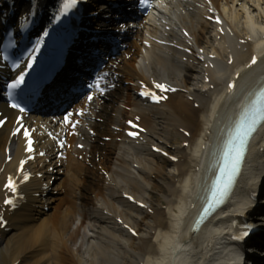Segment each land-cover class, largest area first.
Returning a JSON list of instances; mask_svg holds the SVG:
<instances>
[{
  "label": "bare ground",
  "instance_id": "1",
  "mask_svg": "<svg viewBox=\"0 0 264 264\" xmlns=\"http://www.w3.org/2000/svg\"><path fill=\"white\" fill-rule=\"evenodd\" d=\"M246 1L250 4H242L239 0H214L217 6L220 4L225 22L237 34L233 42L230 40L234 49L233 64H229L231 57L225 41L220 50L215 47L206 50L207 57L218 54L216 60L208 59L203 63L205 67L213 62L217 67L216 71L209 70L210 82H206L207 70H204L203 78L189 73V61L195 59L184 51L156 46L149 55L142 56L136 45L125 49L137 63L123 61L125 75L133 85L155 77L188 92L173 95L163 108L137 106L133 90L129 96L117 98L112 93L103 99L98 117L105 124L97 123L99 136L110 135L113 143L100 144L98 149L87 153L94 167L105 168L109 178L99 174L100 188L94 184V174L83 179L87 172L81 169V162H69L67 171L74 181V186H70L74 198L81 197L80 186L90 180L92 183L81 189L84 194L92 189L95 196H86L88 200L84 203L69 198L67 205L70 206L65 209L61 208L63 202H59L58 207L43 218L36 217V223L22 226L16 238L6 237L0 246V264L17 261V264H225L233 256L236 247L230 242V227L239 215L249 213L248 194L264 172L263 158H260L264 153V131L256 140L259 145L253 146L227 210L197 236L192 233V219L198 210L197 196L203 188L206 157L212 148L216 149L214 143L235 110L233 99L226 98L223 93L233 73L241 71V65L251 60L256 49L264 55V0ZM187 4L183 0H169V9L162 12L160 21L146 23L145 30L152 32L151 37L161 31L164 36L185 43V38L178 32V28L184 26L193 36V47L202 42L211 46L213 36L209 29L212 24L206 19L209 11L201 8L194 14H183L179 7ZM164 20L167 21L165 25ZM162 26H170L171 31L166 32ZM133 33L137 34V30ZM218 36L215 28L214 38L218 39ZM151 37L146 40L152 42ZM241 37L246 41L238 49ZM223 39L227 41L228 38L224 36ZM185 57L188 62L184 61ZM261 66L264 67V58L256 68ZM248 75L241 76L239 90L248 85L252 90L264 77L260 73L251 80ZM195 103L200 107L195 108ZM134 115L143 118L149 131V143L166 148L178 157V161L163 159L146 144L116 142L118 136L112 126ZM182 130H188L190 137ZM6 140V134L0 133V167ZM172 141L174 144L170 145ZM14 152L19 155L16 147ZM94 155L96 158L91 157ZM163 163H168L170 169ZM124 192L136 195L147 207L143 209L130 204L124 199ZM99 204L104 207L101 212ZM119 218L123 219L122 224ZM256 218L264 221V215ZM126 225L135 229L137 236L132 235Z\"/></svg>",
  "mask_w": 264,
  "mask_h": 264
},
{
  "label": "snow or ice",
  "instance_id": "2",
  "mask_svg": "<svg viewBox=\"0 0 264 264\" xmlns=\"http://www.w3.org/2000/svg\"><path fill=\"white\" fill-rule=\"evenodd\" d=\"M140 4H143L144 7H148L149 3L148 0H138ZM81 3V0H62V6L60 9V15L61 19L64 18V16L72 13L74 9L78 7V5ZM60 21L57 20V23ZM123 28V26H121ZM47 37V34H45V38ZM6 47H15L14 43H9L6 45ZM43 48V41H41L36 49L33 50V52H29L28 55L32 57L31 66L29 67V72L32 68L36 66V55L39 54V50ZM7 59V57H4ZM256 61L254 60L253 63ZM15 67L19 68L20 65L16 64ZM28 76V72H24L23 74L19 75L18 79L14 80V82L10 85H8L11 89H20L24 86L26 77ZM99 85H89V87H98ZM157 87H160L164 90L166 87L164 85H157ZM235 87V85H233ZM100 91L103 92L104 89L101 87ZM146 95L152 96L154 99L159 102L161 99L158 96H155L153 93H146ZM89 100L95 99L94 96H89ZM259 107L256 109V116L255 118H249L248 113L245 114V117L240 120V122L235 126V129L233 131L232 136L228 140V144L225 148L224 152V167L220 170V179L216 182V190L213 193L212 197V204H209L208 210L205 211V215L208 214V212L212 209V207L222 202L224 197H226L229 193V190L232 188L235 176L238 174L239 169L243 163L246 151H247V144L248 141L251 138L252 133L257 129L258 124L260 122H264V91L260 93V99H259ZM13 107H19L18 104H13ZM23 111V109H20ZM81 116L84 115L83 110L79 113ZM65 121H68V117H65ZM2 123V121H0ZM78 123V121H77ZM135 127V125H134ZM131 135H136V133H130ZM27 135V133H25ZM30 151V149H29ZM27 175H25L24 179H27ZM9 189H11L13 192L16 191V184L11 179L8 180V183L6 185ZM6 203L13 204V201L11 199L7 200ZM248 233L245 232L244 236H247ZM235 239H243V236H237L234 237Z\"/></svg>",
  "mask_w": 264,
  "mask_h": 264
},
{
  "label": "rangeland",
  "instance_id": "3",
  "mask_svg": "<svg viewBox=\"0 0 264 264\" xmlns=\"http://www.w3.org/2000/svg\"><path fill=\"white\" fill-rule=\"evenodd\" d=\"M193 73H194V74H196V75H198V74H199V72H198V71H194ZM165 167H166V168H168V167H169L168 169H170V167H171V166H169L168 164H166V165H165ZM153 195H154V196H156L157 194L155 193V194H153Z\"/></svg>",
  "mask_w": 264,
  "mask_h": 264
}]
</instances>
